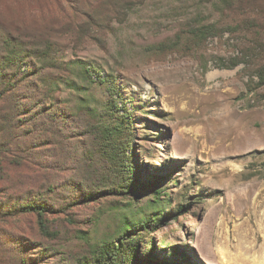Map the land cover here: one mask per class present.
I'll list each match as a JSON object with an SVG mask.
<instances>
[{"label": "rangeland", "instance_id": "1", "mask_svg": "<svg viewBox=\"0 0 264 264\" xmlns=\"http://www.w3.org/2000/svg\"><path fill=\"white\" fill-rule=\"evenodd\" d=\"M112 252L264 264V0H0V264Z\"/></svg>", "mask_w": 264, "mask_h": 264}, {"label": "trees", "instance_id": "2", "mask_svg": "<svg viewBox=\"0 0 264 264\" xmlns=\"http://www.w3.org/2000/svg\"><path fill=\"white\" fill-rule=\"evenodd\" d=\"M27 209L28 211L27 212H31V211H36V212H39L40 216L43 217V214H42V211H43V208L42 207H34V206H31V205H28L27 206ZM40 224H41V228L43 231L45 232H48V230L46 229V225L44 224L43 222V219H41L40 221ZM117 254L115 252H112L110 255H109V262L107 264H120L118 263L117 261Z\"/></svg>", "mask_w": 264, "mask_h": 264}, {"label": "bare ground", "instance_id": "3", "mask_svg": "<svg viewBox=\"0 0 264 264\" xmlns=\"http://www.w3.org/2000/svg\"><path fill=\"white\" fill-rule=\"evenodd\" d=\"M250 245H251V244H250ZM252 246H253V245H252ZM247 247H248V246H247ZM242 248H244V247H243V245L240 244V243L234 246V249H236V250H241ZM252 248H253V247H251V248H246V249H248L249 251H250V250L253 251ZM254 248H255V247H254ZM252 251H251V252H252ZM238 257L243 258V260H245V262H246V260H248V258H249V257H248V258H245V257H243V256H239V255H238ZM248 261H249V260H248ZM238 262H239V263L241 262V264H243L242 261H240V260H238Z\"/></svg>", "mask_w": 264, "mask_h": 264}]
</instances>
